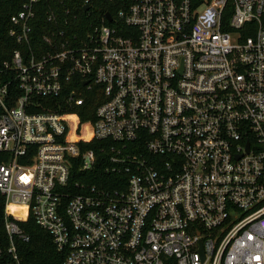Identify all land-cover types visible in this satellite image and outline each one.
<instances>
[{
  "label": "built area",
  "instance_id": "obj_1",
  "mask_svg": "<svg viewBox=\"0 0 264 264\" xmlns=\"http://www.w3.org/2000/svg\"><path fill=\"white\" fill-rule=\"evenodd\" d=\"M107 1L10 18L0 264L31 219L62 264H264V0Z\"/></svg>",
  "mask_w": 264,
  "mask_h": 264
},
{
  "label": "trees",
  "instance_id": "obj_2",
  "mask_svg": "<svg viewBox=\"0 0 264 264\" xmlns=\"http://www.w3.org/2000/svg\"><path fill=\"white\" fill-rule=\"evenodd\" d=\"M24 0H0V61L7 58V52L16 47V44L9 37L10 18L16 14L22 6ZM63 0H42L41 8L37 13L36 35L48 31L51 25L47 22L46 12L50 5L58 7L60 14L63 11V5L59 2ZM80 0H64L65 6H70L76 12L82 11ZM118 2L107 0H91L90 12L93 20H100L105 13L114 14L118 9ZM93 109V106H92ZM79 114L83 121L89 120L92 116L84 115L77 109L71 110ZM95 173L100 176H106L104 166L99 165L95 168ZM114 177V176H113ZM115 187V186H113ZM4 205L0 204V217L3 216ZM24 232L30 237L28 242L18 244V255L21 264H62L65 255L58 251L53 238L45 230L41 229L33 219L26 223H20Z\"/></svg>",
  "mask_w": 264,
  "mask_h": 264
},
{
  "label": "water",
  "instance_id": "obj_3",
  "mask_svg": "<svg viewBox=\"0 0 264 264\" xmlns=\"http://www.w3.org/2000/svg\"><path fill=\"white\" fill-rule=\"evenodd\" d=\"M107 18H108V20H109V21H111V20H112V18H111V16H110V15H108V16H107Z\"/></svg>",
  "mask_w": 264,
  "mask_h": 264
},
{
  "label": "bare ground",
  "instance_id": "obj_4",
  "mask_svg": "<svg viewBox=\"0 0 264 264\" xmlns=\"http://www.w3.org/2000/svg\"><path fill=\"white\" fill-rule=\"evenodd\" d=\"M15 207H12V209H14Z\"/></svg>",
  "mask_w": 264,
  "mask_h": 264
}]
</instances>
